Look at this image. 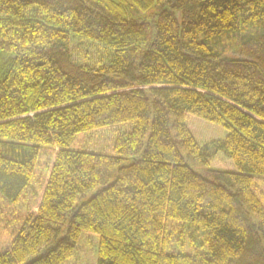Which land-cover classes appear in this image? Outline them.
<instances>
[{"label": "trees", "instance_id": "16d2710c", "mask_svg": "<svg viewBox=\"0 0 264 264\" xmlns=\"http://www.w3.org/2000/svg\"><path fill=\"white\" fill-rule=\"evenodd\" d=\"M72 37L110 63L74 62ZM186 114L225 136L198 144ZM122 124L112 154L74 147ZM255 175L264 0H0V264H61L81 233L96 264H264ZM170 220L207 228V251L167 253Z\"/></svg>", "mask_w": 264, "mask_h": 264}, {"label": "rangeland", "instance_id": "374dc122", "mask_svg": "<svg viewBox=\"0 0 264 264\" xmlns=\"http://www.w3.org/2000/svg\"><path fill=\"white\" fill-rule=\"evenodd\" d=\"M126 7L131 15L136 14L129 2L126 3ZM70 50L73 61L78 64L102 66L109 64L112 58L109 49L79 37H72ZM184 121L195 141L200 145L211 139H221L226 134L222 127L191 114H186ZM129 128V124H122L78 134L74 147L86 151L112 154L115 137L119 133H127ZM209 166L224 171L234 170L233 162L222 153L216 154L209 160ZM253 190L264 205V176H254ZM168 230L167 253L191 255L207 251L208 229L202 225L188 221L170 220ZM98 243V236L81 233L74 255L61 264H96Z\"/></svg>", "mask_w": 264, "mask_h": 264}]
</instances>
